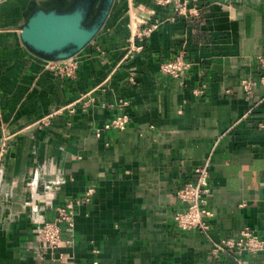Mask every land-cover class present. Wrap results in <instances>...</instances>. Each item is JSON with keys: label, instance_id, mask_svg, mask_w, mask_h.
<instances>
[{"label": "crops", "instance_id": "crops-1", "mask_svg": "<svg viewBox=\"0 0 264 264\" xmlns=\"http://www.w3.org/2000/svg\"><path fill=\"white\" fill-rule=\"evenodd\" d=\"M130 2L144 16L154 9L159 25L125 57ZM189 7L199 14L116 0L77 56L75 78L46 70L18 31L0 29V124L13 132L4 176L22 186L33 158L46 155L68 179L60 199L95 187L76 216L77 264H264V250L211 254L213 243L245 227L264 239V84L256 64L264 55V0H189ZM181 51L190 67L178 78L162 73L160 63ZM248 77L256 82L250 97L241 84ZM88 92L86 109L78 102L74 113L55 112ZM120 111L129 115L126 129L97 137L95 129ZM44 114L49 126L17 131ZM205 163L210 228L179 230L176 191ZM20 214L11 228L0 227V264H58L49 253L36 257L29 216Z\"/></svg>", "mask_w": 264, "mask_h": 264}, {"label": "built area", "instance_id": "built-area-1", "mask_svg": "<svg viewBox=\"0 0 264 264\" xmlns=\"http://www.w3.org/2000/svg\"><path fill=\"white\" fill-rule=\"evenodd\" d=\"M151 2L157 7H171L176 16L194 17L199 14L197 8L189 7V0H151ZM143 11L144 7L142 5H133L132 2L129 3L127 16L131 33L128 40L129 43L126 46L125 57L131 52L141 51L144 47V39L159 25L158 20L152 19L155 13L154 9L148 11V16L142 15L141 13ZM42 64L46 70H50L61 77H76L78 67L76 58L65 62H42ZM256 64L260 71V82L264 84V55H260L256 58ZM189 67L190 62L186 60L184 51H181L174 58L162 61L159 66L162 73L173 78L182 76L184 71ZM241 84L244 95L250 97L256 86L255 80L250 77L244 78ZM89 95L90 92L69 102L57 111L67 108L70 113H74L78 102H82L81 107L86 109L88 107V100L91 99ZM86 97L87 99H84ZM128 123L129 115L120 111L101 127H97L95 129V135L98 137L102 131L107 130L123 131L126 129ZM259 126L264 127V124H259ZM6 140L7 137L1 149L0 161L6 145ZM193 175L194 180L184 182L176 191V198L181 207L173 212L172 219L179 230L208 232L210 228L209 220L213 217V212L208 207V198L211 194L208 163L196 166L193 170ZM94 191L95 187L93 185H88L80 196L68 200L63 206L56 210L58 218L55 219L54 223L43 222L42 226H40L36 232L39 236L42 234V231L44 232V247L54 248L69 243V238L67 236L70 235L71 237L73 235V222L76 210L91 202ZM57 223H62V228H59ZM234 250L251 253L264 250V239L260 238L253 229L245 227L240 230L236 238H224L213 243L211 246V254L214 257L219 256L220 253H231ZM94 252H97V250H94ZM94 264H97V262H94Z\"/></svg>", "mask_w": 264, "mask_h": 264}, {"label": "water", "instance_id": "water-1", "mask_svg": "<svg viewBox=\"0 0 264 264\" xmlns=\"http://www.w3.org/2000/svg\"><path fill=\"white\" fill-rule=\"evenodd\" d=\"M116 0H25L7 6L0 29L18 31L24 50L45 63L77 58L103 30ZM12 131L0 124V153ZM0 168V180L3 179Z\"/></svg>", "mask_w": 264, "mask_h": 264}, {"label": "rangeland", "instance_id": "rangeland-1", "mask_svg": "<svg viewBox=\"0 0 264 264\" xmlns=\"http://www.w3.org/2000/svg\"><path fill=\"white\" fill-rule=\"evenodd\" d=\"M24 1L25 0H0V23L3 20V14L7 6L11 7L13 10H18L22 7ZM57 110H60V108ZM57 110L55 111L56 113L58 112ZM57 114H60V112ZM51 118L52 117H50L49 114H44L43 116L36 118L33 122L25 124L23 128H20L17 131L21 132L27 129L32 130L34 127L43 129L44 126L50 125ZM12 135L13 133L10 134L6 140V145L0 161V168L4 169L3 181L2 183L0 182V227L11 228L18 223L20 219L19 216L21 215L20 213H23L29 216L30 219V232L33 237L32 240L36 243L33 246L36 257L40 258L43 254L49 253L52 259L58 262V264H77L72 248L75 243L76 216L79 208H77L76 215L74 216L73 235L71 237L70 235L67 236L69 238V243H66V245L46 248L43 245V242L45 241L44 232L42 231V234L39 236L36 231L42 226L43 222L54 223L55 219L58 218L56 210L63 206L68 200L75 199L81 194L73 196L69 195L60 199L59 193L64 189L65 182L68 179L66 180L65 174L59 164L50 156L46 155L41 159L37 156L33 158V162L28 168V174L25 176L22 186L17 177L6 179L4 176L5 166L9 157V142ZM36 177H39L44 181L40 190L38 189L39 191L36 190L34 192V181ZM19 187L21 189H19ZM47 188L48 190H46ZM23 194L24 197L21 196ZM20 197L22 200H18ZM86 205L88 204L83 206ZM57 224L59 228H62V223Z\"/></svg>", "mask_w": 264, "mask_h": 264}, {"label": "bare ground", "instance_id": "bare-ground-1", "mask_svg": "<svg viewBox=\"0 0 264 264\" xmlns=\"http://www.w3.org/2000/svg\"><path fill=\"white\" fill-rule=\"evenodd\" d=\"M39 173V172H38ZM42 174V173H41ZM2 181H3V179L2 180H0V182L2 183ZM43 179H41V178H39V177H36L35 178V181H34V192L36 191V190H40V187H41V185H42V183H43ZM3 186V185H2ZM1 187V186H0ZM50 187V186H49ZM48 187V188H49ZM48 188L46 189V190H48ZM38 190V191H39ZM44 192V191H43ZM34 196V195H33Z\"/></svg>", "mask_w": 264, "mask_h": 264}]
</instances>
